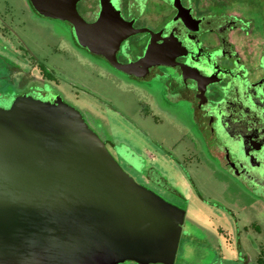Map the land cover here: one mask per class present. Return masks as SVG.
I'll use <instances>...</instances> for the list:
<instances>
[{
	"label": "flooded vegetation",
	"instance_id": "flooded-vegetation-1",
	"mask_svg": "<svg viewBox=\"0 0 264 264\" xmlns=\"http://www.w3.org/2000/svg\"><path fill=\"white\" fill-rule=\"evenodd\" d=\"M76 10L88 24L119 16L124 21L121 29L134 35L114 54L103 47L114 55L107 59L79 39L68 21L42 15L30 0H0V108L8 110L19 97L51 104L60 99L80 112L89 127L99 128L98 120H88L74 106L76 102L64 98L62 86L73 82L55 65L69 53L77 62L80 55L126 87L150 95L153 104H140L145 118L157 125L154 109L176 119L190 134L179 144L201 147L205 170L215 180L220 177L224 191L238 190L252 199L248 206L264 207V0H80ZM33 25L50 31L52 39L45 48L52 62L31 48L27 37ZM153 83L157 88L151 87ZM77 88L98 104H106L84 87ZM103 141L117 147L108 137ZM162 154L184 172L181 178L188 179L197 199L203 201L180 160L167 150ZM181 161L199 166L201 159L190 151L181 153ZM145 184L143 188L183 210L186 217V211L165 195L177 203H187L186 199L164 179L148 173ZM228 214L237 226L234 214ZM234 232L238 254L246 258L243 264H263L264 250L253 261L242 251L241 241L248 240L252 249H258L250 232L264 238V229L251 223Z\"/></svg>",
	"mask_w": 264,
	"mask_h": 264
},
{
	"label": "water",
	"instance_id": "water-1",
	"mask_svg": "<svg viewBox=\"0 0 264 264\" xmlns=\"http://www.w3.org/2000/svg\"><path fill=\"white\" fill-rule=\"evenodd\" d=\"M79 1L30 0L113 59L103 47L114 54L134 33L119 16L86 23ZM184 217L125 173L60 99L0 108V264H174Z\"/></svg>",
	"mask_w": 264,
	"mask_h": 264
},
{
	"label": "rangeland",
	"instance_id": "rangeland-1",
	"mask_svg": "<svg viewBox=\"0 0 264 264\" xmlns=\"http://www.w3.org/2000/svg\"><path fill=\"white\" fill-rule=\"evenodd\" d=\"M46 28L47 26L33 25L28 30L27 38L38 57L52 62L45 48L52 36ZM54 60L57 61V59ZM57 62L55 65L62 69L63 75L70 77L73 82V84L67 83L62 86L65 91L64 98L70 104L76 102L74 106L82 110L88 120L99 121V128L95 125H90V128L100 136L102 142L105 136L111 143L116 144V148H112L109 143H105V147L122 170L140 186H146L148 173H154L186 199L187 203L184 201L177 203L178 200L164 194L168 200L186 211L183 233L174 264H243L246 258L244 260L238 254L234 229L248 227L251 223L264 229V207L248 206L252 199L238 190L224 191V187L218 182L220 177L217 176L215 180L209 171L205 170L201 147L196 143L181 147L180 139L184 137L187 139L190 134L186 133V127L176 119L163 114L165 111L154 109V115L156 113L159 117L158 124L145 118L140 104L143 101L153 104L150 95L126 87L114 76L102 72L99 67L80 55L78 62L70 53L66 59ZM77 87H84L96 94L109 106L100 105L87 95L81 94ZM151 87L157 88L155 83L151 84ZM164 150L169 151L186 167L203 201L197 199L196 191L190 186L188 179L181 178L182 175L186 176L184 172L183 174L178 172L173 160L162 154ZM190 151L198 160L201 159L199 166L196 164L193 166L195 161L192 164L181 161V153L190 154ZM131 154H135V158H131ZM148 154L154 155V158L149 159ZM128 166L133 167V170H130ZM150 169L152 171H148ZM152 176L155 175L152 174ZM149 187L156 193L159 192L154 185L149 184ZM228 211L234 214L238 221L237 226L232 225ZM250 235L258 249H252L251 242L248 240L241 241V247L242 251L248 253L254 261L261 249L264 250V238L252 232Z\"/></svg>",
	"mask_w": 264,
	"mask_h": 264
},
{
	"label": "trees",
	"instance_id": "trees-1",
	"mask_svg": "<svg viewBox=\"0 0 264 264\" xmlns=\"http://www.w3.org/2000/svg\"><path fill=\"white\" fill-rule=\"evenodd\" d=\"M260 263H262V262H260ZM264 264V263H263Z\"/></svg>",
	"mask_w": 264,
	"mask_h": 264
}]
</instances>
